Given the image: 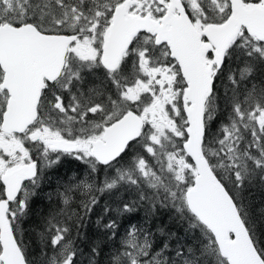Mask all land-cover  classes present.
Masks as SVG:
<instances>
[{"label": "snow or ice", "instance_id": "1", "mask_svg": "<svg viewBox=\"0 0 264 264\" xmlns=\"http://www.w3.org/2000/svg\"><path fill=\"white\" fill-rule=\"evenodd\" d=\"M0 264H264V0H0Z\"/></svg>", "mask_w": 264, "mask_h": 264}, {"label": "trees", "instance_id": "2", "mask_svg": "<svg viewBox=\"0 0 264 264\" xmlns=\"http://www.w3.org/2000/svg\"><path fill=\"white\" fill-rule=\"evenodd\" d=\"M87 177V167L79 161H76L70 157H63L61 163L56 167L49 169L47 173V180L42 185L41 196L35 201L34 208L35 211L38 210H47L49 204H52L56 201V197L54 192H56L59 184L67 183L72 179H85ZM53 194V201H49L47 199V194ZM99 200L98 205L95 207V210L90 216L86 219V224L90 227L86 229L89 231L91 235H95L97 233L96 223L97 221L102 220L105 217V213L103 209L106 205H110L115 207L117 204L121 202L122 199L132 200L135 196L134 192H125L121 190L118 193L113 194H96ZM74 202L76 204L79 203L81 197L79 194L74 196ZM76 211H82L78 207L75 209ZM113 215H115L113 213ZM175 212L170 208H160L157 214L154 217H151L145 220V212L141 208L133 217H131V223L137 224L141 226H146L150 229V231L154 234L155 242L157 245H160L164 238L160 234V229L163 228L165 231H169L174 233L176 236L180 238L182 242L190 243L191 239L187 236L185 225H182L175 219ZM36 221V217L32 216L30 219L27 218L25 220L22 227L26 229V226L29 223H33ZM121 225L119 231L121 235L124 234L125 229L129 227V221L127 219L121 218L119 220ZM33 230V229H32ZM32 230H27L29 233ZM171 243H175V240L171 241Z\"/></svg>", "mask_w": 264, "mask_h": 264}, {"label": "rangeland", "instance_id": "3", "mask_svg": "<svg viewBox=\"0 0 264 264\" xmlns=\"http://www.w3.org/2000/svg\"><path fill=\"white\" fill-rule=\"evenodd\" d=\"M54 194H55V192H54ZM34 211H35V208H34ZM33 227H34V222H33V223H29V224L26 226V229L30 231V230L33 229Z\"/></svg>", "mask_w": 264, "mask_h": 264}, {"label": "flooded vegetation", "instance_id": "4", "mask_svg": "<svg viewBox=\"0 0 264 264\" xmlns=\"http://www.w3.org/2000/svg\"><path fill=\"white\" fill-rule=\"evenodd\" d=\"M26 220H27V218H26Z\"/></svg>", "mask_w": 264, "mask_h": 264}]
</instances>
